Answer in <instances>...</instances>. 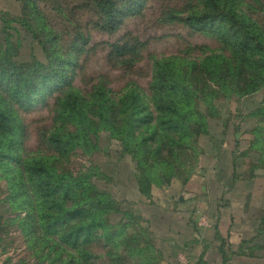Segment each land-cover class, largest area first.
<instances>
[{
    "label": "trees",
    "instance_id": "obj_1",
    "mask_svg": "<svg viewBox=\"0 0 264 264\" xmlns=\"http://www.w3.org/2000/svg\"><path fill=\"white\" fill-rule=\"evenodd\" d=\"M20 1L21 14L10 20L0 17V158L22 167V180H10L20 196L35 200L30 202L25 217L33 224L28 235L33 231L41 234L43 238L37 240H43L63 261L66 256L62 253L66 252L71 264H96L101 257L93 250L96 243H103L107 264H161L153 236L138 226L142 215L135 216L133 210L122 208L98 184L99 177L61 172L46 156L25 160L17 153L22 150L23 128L11 102L30 107L58 94L55 127L48 136L53 149L61 156H67L75 145L91 149L95 145L91 135L98 137L108 130L122 141L125 151L133 154L139 191L150 198L154 186H167L174 180L186 183L197 172L198 162L193 166L191 161L186 165L178 163L176 153L192 151L197 157V150H204L200 141L210 135V121L218 120L219 97L251 94L264 87V19L249 15L236 0H199L198 7V0H190L194 4L184 11L182 21L216 35L230 52L228 57L208 55L198 65L172 59L156 62L149 96L131 82L117 101L104 77L87 93L74 84L79 55L88 52L91 43L80 11L91 14L89 25L114 33L127 17L142 11L145 0ZM41 3H49L53 14L47 13ZM20 27L42 46L45 61L26 60V54L20 51L24 38L18 39L20 44L9 33L13 30L18 34ZM71 31L72 37L68 35ZM110 46V56L122 55L121 61L138 53L127 43ZM73 63L75 69L71 72L69 66ZM185 67L194 68L204 82L196 84ZM69 125L75 131H65ZM257 144L255 140L252 145L259 164L249 162L245 178L264 168V150ZM36 200L44 201V212L38 210ZM113 216L119 217L116 224L112 223ZM35 253L40 255V250ZM60 259L56 257L52 262Z\"/></svg>",
    "mask_w": 264,
    "mask_h": 264
},
{
    "label": "rangeland",
    "instance_id": "obj_2",
    "mask_svg": "<svg viewBox=\"0 0 264 264\" xmlns=\"http://www.w3.org/2000/svg\"><path fill=\"white\" fill-rule=\"evenodd\" d=\"M236 1L237 5L249 15L253 14L255 18L264 19V0ZM193 4L190 0H145L142 11L127 17L114 33H107L92 24L89 25L88 22L92 19L91 14L81 10L80 17L87 24V31H90L91 43L87 47L90 50L79 55V66L74 75L75 86L87 93L92 89L93 84L104 77L106 84L115 92L114 98L117 101L123 98L122 96L128 90L131 82L141 93L144 92L146 96H149V85L154 72L153 66L156 62L172 59L187 64L197 63L196 65H198L208 55L223 54L228 57L230 52L223 48L222 42L216 35L201 32L196 27L182 21V18L186 16L184 11ZM198 4L199 0L195 6L198 7ZM21 6L20 0H0V17L3 16L6 20L16 17V14L21 12ZM41 6L45 8L47 13L53 14V9L49 3H41ZM57 22L60 23V20ZM1 25H4L3 21ZM11 25L13 26L14 23ZM9 33L13 34L15 42L20 43L18 39L24 38L20 51L26 54V60L37 58L45 61L47 59L42 46L28 36L27 29L21 28V32L19 31L18 34L13 30H10ZM69 33L68 35L72 37L74 31ZM114 43L121 45L127 43L131 48H135L138 53L132 54L133 57L125 56L124 58H129L126 61H121L122 55L113 54L111 57L110 45ZM21 59L24 60L25 57ZM73 69H75L74 63L69 66V71L72 72ZM185 70L189 72V76H193L196 84L200 85L204 82L194 68L185 67ZM56 96L58 94H52L46 98V102H37L30 107L14 106L15 102H11L13 111L16 110L17 116L21 117L23 128L22 150H18L17 153H21L23 158H26L25 160L38 155L46 156L50 164L56 166L61 172H71L74 175L90 173L94 179L99 177L98 184L101 188L110 192L115 200L119 201L122 208L129 211L133 210L135 216L138 217L142 214L145 218L141 216L143 219L137 220L138 226L143 230L147 229L152 236L154 234L158 238L157 226L155 224L152 226L153 221L151 222L148 218V212L155 210L158 205L164 208V211L167 210V207L164 206V202H157L158 200L163 201L159 197L161 196L159 193L155 194L154 199L150 201L141 200V195L138 194L139 188L136 187V161L132 153L125 151L120 139L113 137L108 130H105L100 132L98 137L95 134L91 135L95 144L92 145L94 147L91 149L75 145L67 156H61L53 149L48 136L55 127ZM216 105L219 110L218 120L210 121L211 133L200 141L204 150H201V153L197 150V157L191 154L192 151L184 150L176 153L178 163L186 165L191 161L192 166L196 162L199 166L203 158V163L207 160L206 163L211 164L213 155H218L221 159L224 157L225 152L221 149L225 146L233 149L238 164H243V167L248 163L249 168V162L252 161L258 163V153L255 154L252 144L258 140V148L264 150V87L251 94H230L228 98L221 96L216 100ZM260 110H263L261 115L258 114ZM65 131H75V127L65 126ZM241 150H243V156L239 154ZM11 161L0 158V264H51L50 262L56 261V257L60 259L56 252L50 250L43 240H37L40 236L43 238L41 234L38 235L33 231L32 234L28 235V231H31L30 226L33 224L28 223L25 217L29 213L30 202L35 200L29 201L28 198L20 196L18 191L14 189L10 179L22 180L25 173L21 171L22 167H16L15 165L18 166V164L13 160ZM148 163L152 164L151 159L148 160ZM247 170H236L235 175L237 177L235 179L240 182L241 177L244 176L245 178V174L248 175ZM258 171H264V168H260ZM161 191L163 192V190ZM227 197L233 199L230 210L234 213L246 212L245 216H248L247 213H251L253 217L257 213V216L260 217L259 229H257L259 232L256 231L258 235L254 236L257 239L249 245L253 248L261 247L259 250L256 249L259 256H257L258 259H252L246 264H264V177L252 187V192H250L249 186L238 183L233 186V192L228 193ZM177 200L175 198L172 205L178 202ZM221 201L216 210L227 206L225 198H222ZM43 203L44 201L38 200L35 202L41 212H44ZM142 205L146 213L142 212ZM175 206L177 209L179 208L178 203ZM204 209L208 213L203 212L205 213L204 217L199 219V223L203 224L210 218L209 212H212L211 209V211L208 210L207 205H204ZM238 220L241 222L240 219ZM118 221L119 217H112L113 224ZM243 222L248 224L251 221L250 218H246ZM154 223H160L161 227L164 226L163 221L158 219H155ZM43 224H45V220H43ZM242 227L245 229L244 225ZM102 245L103 243H96L93 247L94 252L101 255L95 261L96 264H107ZM36 250H40V255L35 253ZM62 254L66 256V260L60 259L54 263L71 264L68 261L67 253L63 252ZM163 262L162 264H176L173 257L168 260L164 258ZM54 263L52 262V264Z\"/></svg>",
    "mask_w": 264,
    "mask_h": 264
},
{
    "label": "crops",
    "instance_id": "obj_3",
    "mask_svg": "<svg viewBox=\"0 0 264 264\" xmlns=\"http://www.w3.org/2000/svg\"><path fill=\"white\" fill-rule=\"evenodd\" d=\"M221 150L225 152L224 157L221 159L218 155H213L211 164H207V160L203 163L202 158L197 172L188 182L182 183L180 180H174L167 186H154L150 198L143 195L136 184L141 200L150 201L154 199L155 194L159 193L161 196L159 194L158 196L163 201L158 200L157 202H164V206L167 207L164 211V208L158 205L157 210L148 212V218L151 222L153 221L152 226L155 224L158 230L159 236L155 233L158 238L154 234L153 236L156 247L161 253V264L164 258L168 260L170 257L175 259L176 264H246L252 259H258L259 254L256 249L259 250L261 247L253 248L249 245L257 239L254 236L259 232L257 229H259L260 217L257 213L253 217L251 213L245 216L246 212L236 214L231 211L233 199L227 197V194L232 193L233 186L238 183L249 186L252 192V187L264 177V171H257L250 178L243 176L238 182L235 179L236 170L246 171L248 163L244 165L245 167L243 164H238L237 157L231 148L225 146ZM239 154L243 156V150ZM175 198L178 199L175 204L178 203L181 210L177 209L175 204L172 205ZM222 198H225L227 206L216 210ZM204 205H207L208 210L211 209L213 212H209L210 218L207 222L205 221V224L199 223V219L205 215L203 212L207 211ZM142 212L146 213L143 205ZM246 218H250L251 222L245 224L243 220ZM155 219L163 221L164 226L161 227L160 223H154ZM250 249L253 251L249 252Z\"/></svg>",
    "mask_w": 264,
    "mask_h": 264
}]
</instances>
